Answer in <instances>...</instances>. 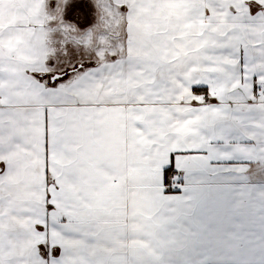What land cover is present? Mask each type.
<instances>
[{"label":"crops","instance_id":"1","mask_svg":"<svg viewBox=\"0 0 264 264\" xmlns=\"http://www.w3.org/2000/svg\"><path fill=\"white\" fill-rule=\"evenodd\" d=\"M90 25H101L91 43ZM60 35H69L65 61ZM79 36L85 62L119 70L56 102L69 90L45 89V74L80 61ZM234 48L248 59L240 90ZM221 57L229 70L210 79L209 61ZM254 72L264 73V18L249 0H0V264H48L45 245L61 247L60 264H264V95L248 99ZM197 82L222 103L193 114ZM46 107L48 179L61 187L41 228ZM177 149L207 153L178 154L181 190L165 192L162 168Z\"/></svg>","mask_w":264,"mask_h":264},{"label":"snow or ice","instance_id":"2","mask_svg":"<svg viewBox=\"0 0 264 264\" xmlns=\"http://www.w3.org/2000/svg\"><path fill=\"white\" fill-rule=\"evenodd\" d=\"M250 5V11L251 16L256 19L264 18V4L259 3V0H249ZM259 10V11H258ZM227 47V45H225ZM242 50L238 48H234L232 53H230V58L237 59V64L240 67V74L239 76L233 75L232 79L239 78L241 83L240 85H237V90H240L243 86H246L249 80V77L245 75V73L248 71L247 63L248 59L247 56L244 55L243 57L238 58V53H240ZM210 65L216 69V72L210 73L209 77L216 78L217 73L220 72V69H224V72L226 73L229 68L226 65V62L223 60V57H221L220 60H212L209 61ZM235 67V66H233ZM105 70H108L110 72H117L119 70V62H112L110 64H103L98 65L94 60H89L85 62L83 59H81L78 62H73L72 60H69L67 64L60 63L56 67V70L45 74L48 77V81L46 84H44V88L50 91H59L60 89H68L69 91L65 93L63 96H58L56 102L60 103H67V97L71 94H73V90L82 86V81L87 80L89 78H95V76L98 73H101ZM264 75V73L260 72H254L251 76L252 81V96L249 97V101L258 99L262 95H264V87H262V83L260 80V76ZM45 79L44 76L40 78L41 82H43ZM192 90L195 93H203L202 99L200 101H193V104L197 107L194 110L193 114H196L199 112V106L203 105L206 102H214L216 106H219L222 101L221 97L219 96H213L209 94L208 89L210 85L207 82H197L193 84ZM229 105H232V101H227ZM45 112V221L46 223L44 225H41V228L48 227V221H49V213H52L55 208L56 204L54 202V192L60 190V184L58 183L59 177L53 176L51 180L48 179L49 176V161H48V155H49V141H48V112L49 108L44 109ZM226 137H213L214 140H223ZM211 142V141H210ZM227 147V145H225ZM182 152L185 153H207V149H177L170 153V162L163 166L162 168V183L163 185H166L168 187L165 188V192H179L180 189L178 187H172V177L179 171L176 167V156ZM264 155V153H262ZM227 159H231V157H228ZM249 164V169L253 163H259V161H251L247 160L245 161ZM7 169V165L5 161L0 160V175H3L4 172ZM249 169H245V171H248ZM63 175V173H61ZM177 182H179V178H177ZM49 188H52L53 191H49ZM60 219H63L62 217ZM52 223H56V221H51ZM42 247V255L44 256L45 260L48 262V264H60L63 253L61 250V247L59 245H45Z\"/></svg>","mask_w":264,"mask_h":264},{"label":"rangeland","instance_id":"3","mask_svg":"<svg viewBox=\"0 0 264 264\" xmlns=\"http://www.w3.org/2000/svg\"><path fill=\"white\" fill-rule=\"evenodd\" d=\"M95 5H96V7L99 9L98 10V12L100 13V10L102 9V4H100L99 2H95ZM113 22L114 21H111V27L113 28H115V29H117V27H118V24L117 23H115V24H113ZM100 24V23H99ZM120 27V26H119ZM101 28V25H99V26H94L93 27V25H90L89 27H88V29L86 30V34H89V37L91 38V40H90V38H89V40H90V43L93 41V39H92V36L93 37H96L94 34H96L97 35V31L99 30ZM75 30V32L77 33V35L78 34H80V32L81 31H79V28L78 27H74V28H72V30ZM93 32V34H91ZM74 36H72V37H74L76 40L77 39H79L78 38V36H77V38L75 37V34H73ZM67 37H69V35H60V37L59 36H57V41L58 40H60V48L62 49V50H64V54H65V58H63V60L65 61V60H67L70 56H68L67 55V52L69 51V50H66V49H70V45H67V44H65V46H63L62 45V43H63V40L64 39H68ZM80 37V43H83L82 45H80L79 46V48H81V51H79V50H75V52H77V51H79V53L78 54H76L77 56H79V57H81V58H79V57H75V59H79V60H81V59H83L85 56H86V54L88 53L86 50H85V48H84V43H85V39L84 38H82L81 36H79ZM110 38H113V36H109V39ZM81 39H82V41H81ZM98 39V38H97ZM120 44H121V41H119V42H117V43H114L113 44V46L115 47V49H117L118 50V46H120ZM112 45V44H111ZM74 46V44L72 45V47ZM83 51V52H82ZM116 51V50H115ZM60 60L58 59V60H56L55 62H59ZM57 67V66H56Z\"/></svg>","mask_w":264,"mask_h":264},{"label":"built area","instance_id":"4","mask_svg":"<svg viewBox=\"0 0 264 264\" xmlns=\"http://www.w3.org/2000/svg\"><path fill=\"white\" fill-rule=\"evenodd\" d=\"M181 174L178 172L172 177V187H178L181 190L182 187V178ZM177 178H179V182H177ZM168 187V186H167Z\"/></svg>","mask_w":264,"mask_h":264}]
</instances>
